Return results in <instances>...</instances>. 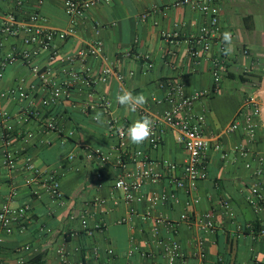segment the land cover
<instances>
[{
    "label": "crops",
    "instance_id": "obj_1",
    "mask_svg": "<svg viewBox=\"0 0 264 264\" xmlns=\"http://www.w3.org/2000/svg\"><path fill=\"white\" fill-rule=\"evenodd\" d=\"M38 1H28L24 11L38 9L51 26L70 27L64 0H43L42 4ZM178 1L111 0L107 3L101 0L79 20L75 35L54 41L60 58L52 60L49 53L42 52L31 62L19 61L6 66L1 88L9 91L10 96L2 106L10 118L4 121L0 116V206L15 191L11 204L29 205L30 210L24 227H18L11 234L1 233L0 256L4 263L129 260L147 264L151 261L149 253L159 252L153 236V221L163 217L178 228L176 238L186 253L185 264H264V235L254 227L258 222L264 227V210L258 212L248 200L255 183H260L264 191V168L258 160L264 156L262 114L254 135L243 125L237 130L229 129L235 120L245 123V116L252 111L248 104L251 96H258L263 108L264 0H219L220 46L226 47L222 33L230 31L233 51L228 55L220 91L196 102V111L206 115V134L212 142L207 159L208 176L199 182L196 192L188 195L177 190L178 200L171 198L153 206L150 197L165 188L173 189V185L168 178L148 182L141 191L143 198L137 202L138 212L131 214L122 193L114 188L119 173L142 163V158L135 156L138 150L150 160L171 161L181 168L188 154L171 131L163 135L157 148L147 141L133 145L127 138L121 146L109 132L107 119L114 116L127 129L144 115L161 114L167 103L159 100L172 85H183L187 93L214 88L210 59L202 58L195 64L187 52V36L197 32L206 17L188 5H178ZM8 10L9 2L0 3V15ZM144 13L148 14L145 19ZM177 29L181 32L178 42L164 38V32ZM18 40L10 38L3 55ZM94 40L104 44V52L99 57H91L85 63L68 64L62 60ZM218 45L213 53L218 52ZM107 66L115 70L108 82L94 81L90 86L82 82L84 75L97 77ZM43 72H49L54 86H69L68 95L54 107L45 104L49 91L40 85L39 75ZM32 84L36 86L34 91L30 88ZM20 85L31 91L43 117L19 123L23 104L18 98ZM122 89L146 94L148 102L142 108L148 113L144 114L141 109L132 112L120 106L115 97ZM104 96L111 101L108 112L100 105ZM96 112L103 113V123L93 119ZM50 117L59 119L63 133L45 127ZM5 126L14 128L9 144L2 141ZM217 141L221 143L220 149L215 148ZM94 149H101L105 158L89 157L88 152ZM7 154L15 158L13 168L4 163ZM27 158L43 172L53 171L58 175L64 201L54 199L33 180V173L25 168ZM98 199H105L106 203ZM222 199L229 202L233 215L221 205ZM206 212L213 213L215 218L212 231L203 232L195 223L183 219L184 215L191 214L199 220ZM85 215L87 227L83 225ZM96 225L100 228H95ZM248 225L255 231L248 229ZM160 227L163 238L172 236L171 227L166 224ZM200 246L206 253L205 259L194 255Z\"/></svg>",
    "mask_w": 264,
    "mask_h": 264
},
{
    "label": "built area",
    "instance_id": "obj_2",
    "mask_svg": "<svg viewBox=\"0 0 264 264\" xmlns=\"http://www.w3.org/2000/svg\"><path fill=\"white\" fill-rule=\"evenodd\" d=\"M28 1L31 0H0V3L9 2L8 12L0 15V116L4 121L10 118V113L2 106L4 101L10 96L9 91L1 88L6 66L9 63L19 61L31 62L34 57L40 55L42 52L49 53V57L52 60L60 58L61 56L54 46V41L57 38L65 40L75 35L79 20L101 0H64L65 11L71 21L70 27L65 29H58L51 26L38 9L31 12L24 11ZM104 1L109 3L111 0ZM38 3L42 4L43 0H39ZM177 4L188 5L200 11L206 17V22L200 29L187 36V52L190 59L195 64L200 63L202 58L210 59L214 88L212 90H197L192 93H187L183 85H172L166 90L164 98L159 100L166 102L167 107L161 114L150 116L153 120L154 128L153 135L147 142H149L153 148H157L161 145L163 135L167 131H171L174 133L177 141L184 145L188 155L183 168H181L178 164L171 161L155 162L150 160L141 150L135 152V156L142 158V163L134 169L119 173L114 181L115 190L122 193L123 200L127 204L131 214H136L138 212L136 205L137 202L143 198L141 191L143 186L148 182L156 183L168 178L170 184L173 185V189L165 188L162 192H155L150 197L151 204L156 206L161 202L166 203L171 198L178 200L176 197L177 190H182L188 195L195 193L199 182L208 176L207 159L208 153L212 148V142L206 134V115L196 111V102L201 98L219 92L221 88L228 59V56L223 54L224 47L222 45L220 46L222 32L221 7L219 0H179ZM147 16L148 14L144 13L142 18L145 19ZM163 36L170 42H178L181 32L177 29L174 32H164ZM12 37H17L19 40L12 46L9 53L3 55L6 42ZM216 45L219 46V50L213 53V49ZM103 52V42L101 40H94L88 47L80 49L76 54L63 57L62 60L68 62V64L76 61L85 63L89 58L99 57ZM141 56L143 55H137L138 58ZM114 74V68L112 66H107L102 69L100 75L97 77L84 75L82 82L86 86H90L94 81L106 83ZM73 75L79 77L78 73H74ZM39 76L41 87L49 91L45 99V104L47 106L54 107L64 96L68 95L69 86H54L49 72L40 73ZM118 76L120 79H123L122 75ZM30 88L33 91L36 90L35 84H32ZM18 90L19 101L23 103L19 115V123H27L33 119L43 117V112L36 105L31 91L22 85L18 87ZM248 104L252 107V111L245 116V123H242L240 120H235L229 128L230 130H237L243 125L244 129L251 135L256 133L261 122V101L258 96L253 95L248 99ZM100 105L108 112L111 107V101L108 97L104 96L100 100ZM138 109H141L144 114L148 113L146 108ZM107 125L109 132L120 141V145H125L126 136L121 135L122 130L126 131L125 125L120 124L119 120L114 116H110L107 119ZM45 127L48 130L57 131L58 133H63L64 131L57 117H50ZM13 131L14 128L12 126H5V130L2 132V141L4 143H11L14 135ZM215 148L220 149L221 143L217 141ZM88 156L91 158L95 156L102 159L105 158L101 149L89 151ZM14 159L13 156L7 154L4 157V163L8 167L13 168L15 166ZM258 160L264 168V156H260ZM25 168L33 173V180L41 184L42 190L50 194L54 199L64 201L65 194L62 190L61 181L55 172H43L30 158L25 160ZM259 171H261V168L258 169L257 172ZM98 176L102 177V174L99 173ZM16 194L15 191H12L7 200L0 206V255L2 252L1 233L11 234L14 233L18 227H24L25 220L30 210L29 205L16 207L11 204ZM248 200L258 212L264 210V191L260 183L257 182L253 185ZM99 201L102 204L106 203L105 199ZM221 205L233 215L227 200L222 199ZM183 219L195 223L203 232L212 231L215 228V218L211 212H206L199 220H195L191 214L184 215ZM123 221H125V219H123L122 222ZM163 224L173 229L172 236L168 238L162 237L160 226ZM83 225L85 227L88 226L86 215L83 216ZM95 228H100V225H96ZM238 228L243 230L241 226ZM247 228L255 231L252 225H248ZM177 233L178 228L176 226L174 227L172 222L168 219L163 217L154 219L153 236L159 248V252L149 253L148 256L151 261L147 264L186 263V253L183 250L181 242L176 238ZM259 234L264 235V227L260 229ZM109 254H113V250H109ZM194 255L202 259L206 257V253L201 246L199 252L194 253ZM159 257L163 259V261H161ZM0 264H6L1 260V256ZM63 264L74 263L65 260ZM78 264L135 263L129 260L119 263L110 260H98L93 262L84 260Z\"/></svg>",
    "mask_w": 264,
    "mask_h": 264
},
{
    "label": "clouds",
    "instance_id": "obj_3",
    "mask_svg": "<svg viewBox=\"0 0 264 264\" xmlns=\"http://www.w3.org/2000/svg\"><path fill=\"white\" fill-rule=\"evenodd\" d=\"M233 36L230 31L222 33V42L226 47L223 48V54L228 56L231 55ZM116 102L132 112H136L138 108H142L148 102V96L144 93L134 94L132 90L122 89L116 94ZM93 119L98 123H103V113L96 112ZM154 123L153 120L148 116L144 115L136 120L126 129L121 131L122 136H126L128 141L133 145H141L148 141L153 135Z\"/></svg>",
    "mask_w": 264,
    "mask_h": 264
},
{
    "label": "water",
    "instance_id": "obj_4",
    "mask_svg": "<svg viewBox=\"0 0 264 264\" xmlns=\"http://www.w3.org/2000/svg\"><path fill=\"white\" fill-rule=\"evenodd\" d=\"M264 81V79H263ZM261 95L263 96V99H264V84H263V87L261 89ZM262 120L264 122V104H263V108H262Z\"/></svg>",
    "mask_w": 264,
    "mask_h": 264
},
{
    "label": "trees",
    "instance_id": "obj_5",
    "mask_svg": "<svg viewBox=\"0 0 264 264\" xmlns=\"http://www.w3.org/2000/svg\"><path fill=\"white\" fill-rule=\"evenodd\" d=\"M254 227L257 229V230H260L261 229V225H260V223L258 222V223H256L255 225H254Z\"/></svg>",
    "mask_w": 264,
    "mask_h": 264
}]
</instances>
